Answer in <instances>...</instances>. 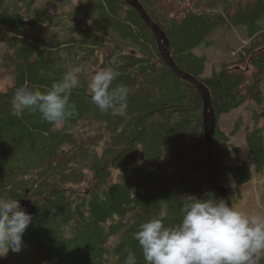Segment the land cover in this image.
<instances>
[{
    "label": "trees",
    "instance_id": "1",
    "mask_svg": "<svg viewBox=\"0 0 264 264\" xmlns=\"http://www.w3.org/2000/svg\"><path fill=\"white\" fill-rule=\"evenodd\" d=\"M83 1L0 0V81L11 77L0 90V198L35 205L25 246L0 264H124L130 251L144 264L134 238L140 224L179 223L186 196L222 200L208 178L199 90L172 71L125 0ZM138 1L166 35L175 64L210 93L213 175L231 200L252 174L246 162L229 164L240 155L230 139L241 120L227 134L219 118L248 98L256 106L245 140L255 170L264 171V0ZM240 25L249 38L237 61L243 67L223 63L204 77L206 57L192 50L216 27ZM109 66L120 73L113 86L129 89L124 116L90 102L92 75ZM73 67L81 69L74 116L58 127L39 113L12 115L18 87L46 91Z\"/></svg>",
    "mask_w": 264,
    "mask_h": 264
},
{
    "label": "clouds",
    "instance_id": "2",
    "mask_svg": "<svg viewBox=\"0 0 264 264\" xmlns=\"http://www.w3.org/2000/svg\"><path fill=\"white\" fill-rule=\"evenodd\" d=\"M79 67H73L51 83L46 91L18 87L12 98V115L39 113L44 121L61 126L76 114L70 97L80 83ZM120 73L111 66L96 71L88 83L90 102L101 113L124 116L129 89L113 86ZM179 223L166 225L153 218L134 234L144 264H261L264 260V214L236 210L224 200L186 196ZM17 199L0 198V258L25 246L23 234L32 222ZM124 264H138L129 252Z\"/></svg>",
    "mask_w": 264,
    "mask_h": 264
},
{
    "label": "rangeland",
    "instance_id": "3",
    "mask_svg": "<svg viewBox=\"0 0 264 264\" xmlns=\"http://www.w3.org/2000/svg\"><path fill=\"white\" fill-rule=\"evenodd\" d=\"M84 4L94 5V0H84ZM41 5V4H39ZM97 14V13H96ZM249 38L245 26H219L216 27L200 45L196 46L192 52L196 55L206 57L203 76L209 77L213 71L218 70L223 63H239L242 58L243 48L248 44ZM243 67V63L239 65ZM11 84V77L0 81V90H5ZM260 89L264 95V79L260 83ZM255 100L248 98L242 105L233 109L229 113L223 114L219 118V126L227 134L241 120L240 127L231 136L230 142L240 148L238 158L229 160V164L234 166L241 162H246L251 170L252 177L249 181L241 184L239 190L231 194L232 208L247 212L264 214V171L257 172L245 140L247 129L253 125V110L256 106ZM264 108V97L262 99Z\"/></svg>",
    "mask_w": 264,
    "mask_h": 264
},
{
    "label": "water",
    "instance_id": "4",
    "mask_svg": "<svg viewBox=\"0 0 264 264\" xmlns=\"http://www.w3.org/2000/svg\"><path fill=\"white\" fill-rule=\"evenodd\" d=\"M130 6H132L143 19L145 24L150 28L153 32L159 51L161 53L162 58L165 62L170 66L172 71L180 78L190 81L195 85V87L199 90L202 100H203V110H202V118H203V128L205 134V142H206V149L208 154V161H209V182L211 186L216 189V191L221 196L222 200H224L227 204L231 206V202L229 199L228 191L225 187H222L217 184L216 179L213 175V161H214V149H213V135L217 124V117L214 113L211 100H210V93L206 86L199 81L198 79L194 78L187 72L181 70L173 61L172 57L169 53V44L166 38V35L161 30V28L150 18L147 14L145 9L142 7L138 0H125ZM19 204L22 208L26 209V212L31 214L32 218L34 217V210L35 205L32 203L30 198H23L19 201ZM232 207V206H231Z\"/></svg>",
    "mask_w": 264,
    "mask_h": 264
},
{
    "label": "bare ground",
    "instance_id": "5",
    "mask_svg": "<svg viewBox=\"0 0 264 264\" xmlns=\"http://www.w3.org/2000/svg\"><path fill=\"white\" fill-rule=\"evenodd\" d=\"M61 7V6H60ZM149 14V13H148ZM156 22V21H155ZM261 23V22H260ZM229 199H230V197H229ZM232 205V204H231Z\"/></svg>",
    "mask_w": 264,
    "mask_h": 264
}]
</instances>
